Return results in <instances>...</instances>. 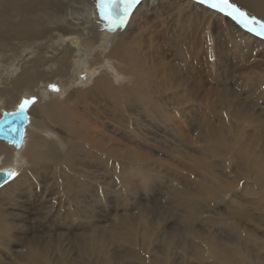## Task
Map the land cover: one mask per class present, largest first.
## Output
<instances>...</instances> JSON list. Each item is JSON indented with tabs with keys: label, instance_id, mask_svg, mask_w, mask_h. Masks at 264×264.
Returning a JSON list of instances; mask_svg holds the SVG:
<instances>
[{
	"label": "bare ground",
	"instance_id": "1",
	"mask_svg": "<svg viewBox=\"0 0 264 264\" xmlns=\"http://www.w3.org/2000/svg\"><path fill=\"white\" fill-rule=\"evenodd\" d=\"M233 2L264 19V0ZM96 4L0 1V116L18 112L25 100L35 98L27 109L22 146L0 139V171L17 173L0 186L4 264H254L256 250H264V37L246 34L232 17L199 0H140L126 25L113 33L106 30ZM169 52L177 56L180 70L167 61ZM130 76L132 85L119 88ZM168 112L171 118L177 112L172 123ZM159 120L187 143L179 151L182 161L186 157L205 169H223L221 174L212 172L207 180L199 165H187L182 168L191 183L171 174L168 188L161 180L152 181L154 173H163L151 154L153 144L160 143L137 127ZM61 142L70 146L72 161L67 154L54 160L52 147ZM28 156L34 161L29 169ZM117 161L140 184L150 189L165 185L169 201L136 203L120 223L104 218L108 226L100 228L99 206L113 199L111 186L100 182L118 172ZM127 164L130 168L122 167ZM99 166L106 168L105 179ZM72 169L77 179L66 187ZM122 176L119 190L134 195L137 184ZM51 178L56 184L50 188ZM53 192L59 196L52 201ZM66 193L76 198L67 217L91 225L86 233L79 227L73 232L45 228L53 204L66 207ZM98 193L105 195L101 202ZM228 194V208L237 209L233 214L218 207ZM214 201L215 210H207ZM11 205L25 210L10 211ZM174 205L183 220L169 226L164 212ZM32 206L42 210L33 215L30 210L37 209ZM223 224L229 238L216 230ZM244 225H255L254 230ZM13 231L24 238H13Z\"/></svg>",
	"mask_w": 264,
	"mask_h": 264
},
{
	"label": "rangeland",
	"instance_id": "2",
	"mask_svg": "<svg viewBox=\"0 0 264 264\" xmlns=\"http://www.w3.org/2000/svg\"><path fill=\"white\" fill-rule=\"evenodd\" d=\"M1 1V0H0ZM2 9L0 10V14H2ZM12 15V14H11ZM221 15V14H220ZM10 16V15H9ZM8 16V17H9ZM172 16V15H171ZM222 16H224V15H222ZM172 18L175 20V18L172 16ZM17 19H19L18 17H17ZM12 22L14 23V24H17V23H19V20H18V22H16V21H14V20H12ZM175 24H176V22H173V29H175ZM234 24H236V26L237 27H239V28H241V24H239L237 21H234ZM33 27V26H32ZM242 29V28H241ZM162 30V29H161ZM246 34H248L249 32L246 30V29H242ZM247 31V32H246ZM250 34V33H249ZM172 46H173V44H172ZM172 46H165V45H163L162 46V48H166V49H169L170 47H172ZM175 47V46H174ZM174 47L172 48V49H174ZM174 55H175V53H173ZM166 55H170L168 58H171V59H167V61L168 62H171L172 61V65L173 66H175V69H177L178 68V59H177V56L175 55H171V53L169 52V54L167 53ZM233 68H236V67H233ZM179 70H180V67L178 68ZM132 76H130L129 77V80L130 81H128V79H126V81H120L121 83V85L119 84L118 85V87L119 88H121V87H123V86H125V85H127L128 83L130 84V85H132ZM116 84V83H115ZM236 90L237 91H239V88L237 87L236 88ZM160 112H165L166 113V111L164 110V111H160ZM169 113L170 112H168V115H169ZM175 113V112H174ZM2 115V114H1ZM176 116H177V112H176ZM175 116V117H176ZM1 117V116H0ZM131 118H134V119H137L138 120V118H137V115H131L130 116ZM174 116L172 115V118H171V115H169L168 116V119H169V121H168V123H172L173 121H170V120H174V118H173ZM150 120L152 119V118H149ZM163 120H165V119H163ZM142 124L140 125L139 124V126L137 127V129L139 130V131H141L142 133H144V134H146V136L148 137V138H150V139H154V140H157V141H159V143L160 144H153L154 146H155V152L154 151H151V154H152V156H153V160H152V162H153V164H155V167H156V169L158 170V168L163 172L162 174H157L156 175V173H154L153 174V176H152V181H157V180H161V182H164L165 183V185H166V187L165 188H168L169 186H170V177H169V175L171 174V175H175L176 176V179L178 178V177H187V175H188V171H186V170H183V168H186V166L188 165V166H196V165H199V167L197 168V170H199V173L201 174V175H203L207 180L208 179H210L211 177H212V172H214V174H221V170H223V169H220L219 168V171H213V170H209V169H205L204 168V165H202V164H200V163H196V162H190V161H188V159L185 157L184 158V160L182 161V159H181V157H183L182 155H180V153H179V151H180V149H181V146H187V143L184 141V140H181V139H178V135L176 136V133L175 132H173L171 129H170V124H168V125H166L165 127H164V125L161 123V121L159 120V121H155V122H151V123H143V121L141 122ZM154 123H156V124H160V126L161 127H157V126H155L154 125ZM126 125V124H125ZM163 126V127H162ZM139 127L140 128H142V129H139ZM117 130H118V127H117ZM146 130H147V132H146ZM145 131V132H144ZM134 133L135 134H138L137 132H136V130L134 131ZM148 133H149V135H148ZM160 133V134H159ZM154 134H156L157 136L159 135V138L156 136V135H154ZM157 137V138H156ZM163 137H164V139H163ZM173 137H177V138H173ZM181 140V141H180ZM61 141V140H60ZM149 144V143H148ZM152 144H149V145H152ZM85 147H87L86 145H84ZM51 154H54L53 155V158H54V160L55 161H57L56 160V156L58 155V154H61V155H63V156H65V154H67V156H70V160L72 159V155H71V153H70V146H68V145H64V144H62V142H61V145H59V144H57V145H55L54 147H52V153ZM76 156V154H74L73 155V158ZM28 158V162H29V165H28V169L29 168H31L32 167V165H33V160L28 156L27 157ZM147 158H149L148 156H147ZM152 158V157H151ZM80 160H82V161H84L83 159H80ZM196 160H198V161H202V159H196ZM72 161V160H71ZM57 163V162H56ZM84 163H86V161H84ZM119 163H121L120 161H117V168H118V172L115 174V175H112L111 174V176L109 175V176H107V178H106V180H102L100 183L101 184H103V185H105V186H107V187H109V185L111 186V190L113 191V199L111 200V197L112 196H110V198H109V200L107 201L106 200V198H105V195L103 196V195H101V194H99L98 193V198H97V201L98 202H101V201H103L104 200V198H105V203H102V205H100L99 206V209H98V215L100 216L99 217V220L101 219V220H103V221H99V222H101L100 224L102 225H98L100 228H103V227H105V226H108V225H105L106 224V221H107V219H109L110 220V224H113V223H120L121 222V217L122 216H125L126 214L128 215V213L125 211V210H128V211H130V212H133V209L132 208H137V206H139V204H140V207L142 206V204L144 205L145 203L146 204H150V203H152L153 202V204H156V203H158L157 201H164V202H168L169 200L168 199H166V198H164V197H166V196H168V195H163L164 194V192L162 191L163 189H164V186H159V185H154L153 186V184H152V188L150 189V188H148L145 184H140L137 180V178H139L138 176H136V175H131L128 171V173L127 172H122L120 169H119V166L120 165H118ZM25 164L26 163H24V166H25ZM43 165H44V163H42ZM48 165H50V164H45L44 166H48ZM116 165V164H115ZM129 165L130 164H127V165H124V166H122V167H126V168H130L129 167ZM73 166V165H72ZM94 167H95V169H96V166H93L92 167V170H94ZM103 167V168H102ZM183 167V168H182ZM231 167V166H230ZM105 167L104 166H99V176H103L102 178L103 179H105L104 177L107 175V173H106V168L104 169ZM41 169H43V167H41L40 168V172L42 171ZM73 169H77V168H74L73 167ZM73 169L67 174V179H66V187H67V185H69V186H71V184H70V180L71 179H73V178H76L77 179V174H75L74 172H73ZM102 170V171H101ZM24 171H25V169H24ZM40 172L38 173L39 175H40ZM102 172V173H101ZM49 174L50 176H53V174L49 171V170H47L46 171V174ZM42 174H45V172L43 171V173ZM106 174V175H105ZM122 175H125L126 176V178H127V180H126V182H128V183H136L137 184V189L135 190V192H134V195H133V193L132 194H130L129 195V197L127 196V193L125 192V191H121V190H119L120 188H119V186L117 185V182H118V179L120 180V181H124V178H123V176ZM194 176V175H193ZM54 177V176H53ZM52 177V178H53ZM79 177V176H78ZM194 177H196V176H194ZM32 178H36V176L34 175V177H32ZM52 178L51 179H49V181H48V184H51L50 185V188L51 187H53V185L54 184H56V182L55 181H52ZM56 178H61L60 176H59V174H58V176L56 177ZM80 178V177H79ZM184 181H188L189 183H191L192 181H193V179L191 178V177H187V178H184L183 179ZM106 181V182H105ZM133 181V182H132ZM152 181H151V183H152ZM74 182H76V181H74ZM109 184V185H108ZM118 187V188H117ZM158 190H157V189ZM148 189L150 190V191H153V193H147V191H148ZM116 190V191H115ZM119 190V191H118ZM132 191H133V188H132ZM146 192V193H145ZM144 193V195H142ZM159 193V194H158ZM80 194H81V192L78 194V195H75L77 198L78 197H80ZM115 194V195H114ZM153 194V195H152ZM139 195H141V196H143V197H141V196H139ZM150 195H152V196H150ZM54 196L55 197H58L59 195L58 194H56L55 192H53L52 193V196H51V198H49V200H54ZM69 196L67 195V193H66V198H67V202H66V207L64 206L63 207V209H59V207H58V205H57V203H55V204H53V207H55V211L54 212H52L51 213V215H50V219H49V222L47 223V221H42V224H44V223H47L48 225H46V227L45 228H51V229H56L58 226H62L63 228H65L66 229V231H69V232H73V230H75L77 227H79L80 229H82L83 230V233H86V232H84V230L86 229V230H90V228H88V227H90L91 225H82L81 223H80V221H71V218L68 216L67 217V215H68V213H66L67 211L66 210H69L70 212H72L71 211V207H70V202H73L72 200H74V199H76V198H72V200L71 199H69L68 198ZM150 197V198H149ZM130 198V199H129ZM132 198V199H131ZM139 198V199H138ZM142 198V199H141ZM69 199V200H68ZM232 199V196L230 195V194H228V195H225L224 196V204L223 203H219L220 205H218V204H216V202L214 201V202H211L208 206H207V210L209 209V211L211 210V211H214L215 209H214V207H217V205H218V207H225L227 210H230V212L233 214V212H235L237 209L235 208V207H233L232 208V206H231V209H229L228 207H229V205H227L228 203H226V202H228V201H230ZM88 200V199H87ZM86 199H85V201L88 203V201H87ZM84 201V202H85ZM89 201H90V199H89ZM137 201H139V202H137ZM222 201V200H221ZM156 202V203H155ZM136 203H139V204H136ZM131 204H132V206H131ZM135 204H136V206H135ZM165 204V203H164ZM177 204V203H176ZM212 204V205H211ZM226 205H227V207H226ZM34 209H37V210H30V212L33 214V215H37V213H40L39 211H41L42 209H41V207H39V206H32ZM176 207V208H175ZM135 208H134V210H135ZM173 208H175V209H173ZM173 208H171L170 210H168V211H166V212H164V216H165V218L167 219L168 218V222H167V225H171V223H173V222H175L176 223V225H178L179 223H180V221H182L183 220V214L181 213V212H178L177 211V206L176 205H174L173 206ZM235 208V209H234ZM7 209H9L10 211H12L13 209H19L18 207H15V206H13V205H11V206H9V207H7ZM21 210H25V208L23 207V208H20ZM19 209V210H20ZM40 209V210H39ZM234 209V210H233ZM39 210V211H38ZM174 210L176 211L175 213H173L174 212ZM113 211V212H112ZM88 212V211H87ZM201 213L200 214H202V211H200ZM87 214V213H86ZM58 215V216H57ZM84 215V214H83ZM88 216H89V214H87ZM160 216L162 215V213L161 214H159ZM174 217H177V218H172L173 216ZM205 215H209V214H205ZM53 216V217H52ZM55 216V217H54ZM37 217V216H36ZM65 218V219H64ZM70 218V219H69ZM104 218H107V219H104ZM172 218V219H171ZM176 219V220H175ZM195 220H197V222L198 223H200L201 222V220H198L199 218L197 217V216H195V218H194ZM63 220V221H62ZM86 220V222H88L89 223V219H85ZM57 222V223H56ZM69 222H71V224L69 223ZM65 223V224H64ZM67 223V224H66ZM76 223H78V226L76 225ZM87 223V224H88ZM40 224H41V220H40ZM76 225V226H75ZM81 227H80V226ZM197 225H201V224H197ZM43 226H45V225H43ZM69 226V227H68ZM75 228H74V227ZM83 226V227H82ZM246 228H248L249 230H254V228H253V226H255V225H244ZM71 227V228H70ZM30 228H31V226H30ZM217 227H215V229H216ZM224 228V229H223ZM223 228L221 227V226H219L216 230L218 231V232H220L219 234L222 236V237H225V238H229L230 237V233H229V231H228V229H227V226H225L224 227V224H223ZM31 230H32V228H31ZM81 230V231H82ZM33 231V230H32ZM260 231V230H259ZM261 232V231H260ZM77 232H74L73 234H76ZM231 235H233V234H231ZM12 236H13V238H24V235H22V233L20 232V231H13L12 232ZM75 236V235H74ZM85 236V235H84ZM233 236H235V235H233ZM239 237V236H238ZM153 241H154V238H151ZM6 240L5 239H0V243L1 242H5ZM246 244V243H245ZM246 246H248V245H246ZM256 255L253 257L254 259L252 260L253 262H255L254 264H256V263H259V264H264V250H256ZM1 254V253H0ZM5 256H6V254H1V256H0V264H4L6 261H5ZM257 256H259V257H257ZM256 259H257V261H256ZM5 261V262H4ZM7 263V262H6Z\"/></svg>",
	"mask_w": 264,
	"mask_h": 264
},
{
	"label": "snow or ice",
	"instance_id": "3",
	"mask_svg": "<svg viewBox=\"0 0 264 264\" xmlns=\"http://www.w3.org/2000/svg\"><path fill=\"white\" fill-rule=\"evenodd\" d=\"M140 3V0H97L96 7L99 9L100 18L105 21L106 30L115 33L121 27L125 26L133 10V6ZM199 3L207 7L232 17L239 24L242 25L248 32L254 33L257 36L264 37V19L248 13L239 7L233 0H199ZM53 90L59 91L53 86ZM35 103V98L31 101L25 100L19 108V111L10 115L21 117L25 120L27 117V108L29 105ZM9 115V114H5ZM16 147H21L23 139L13 141ZM5 177V181L17 175L14 169H8L0 173Z\"/></svg>",
	"mask_w": 264,
	"mask_h": 264
},
{
	"label": "water",
	"instance_id": "4",
	"mask_svg": "<svg viewBox=\"0 0 264 264\" xmlns=\"http://www.w3.org/2000/svg\"><path fill=\"white\" fill-rule=\"evenodd\" d=\"M5 114L0 118V139L10 140L11 143H13L14 140L18 141L22 139L24 126L27 124V120L21 117ZM3 172L5 171H0V173ZM5 182V177L0 175V186H2Z\"/></svg>",
	"mask_w": 264,
	"mask_h": 264
}]
</instances>
